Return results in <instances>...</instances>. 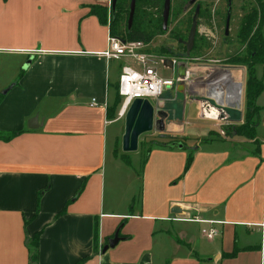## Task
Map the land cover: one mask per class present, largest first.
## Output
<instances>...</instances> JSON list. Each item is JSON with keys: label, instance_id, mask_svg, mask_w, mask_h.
Wrapping results in <instances>:
<instances>
[{"label": "crops", "instance_id": "1", "mask_svg": "<svg viewBox=\"0 0 264 264\" xmlns=\"http://www.w3.org/2000/svg\"><path fill=\"white\" fill-rule=\"evenodd\" d=\"M102 3L0 0V89L11 86L0 93V132H20L0 139V264H31L28 241L37 232L36 264H264V91L256 101L258 153L250 143L202 135L186 147L192 162L184 172L182 160L178 190L169 195L171 177L153 178L151 163L160 154L180 165L190 152L152 147L140 170L133 156L130 165L114 156L119 127H107L115 121L108 116V90L131 62L100 55L108 25L90 15L89 6ZM28 59L25 70L17 67ZM185 63V80L199 84L201 99L215 105L216 93L229 117H239L243 66ZM177 65L167 70L174 77ZM111 70L117 73L112 84ZM188 98L180 91L179 134L196 113ZM156 101L164 105L173 96ZM195 117L199 131L203 121L217 125ZM115 182L125 186L119 200ZM145 191L138 207L136 198ZM173 207L180 212L173 214ZM121 223L120 241L102 252ZM209 228L215 231L211 238L201 232ZM234 249L233 257L224 256Z\"/></svg>", "mask_w": 264, "mask_h": 264}, {"label": "rangeland", "instance_id": "2", "mask_svg": "<svg viewBox=\"0 0 264 264\" xmlns=\"http://www.w3.org/2000/svg\"><path fill=\"white\" fill-rule=\"evenodd\" d=\"M105 2L109 3L110 0H105ZM197 3L200 4V9L203 12V15L200 19H198V28L197 33L195 35V42L196 48L194 51H191L189 57L185 56V52L183 50V44L177 43L175 38H172L171 35L175 34L177 37L183 38V41H186L189 28H187V20L193 13L194 5L189 4L188 0H171V8H170V15L168 20L167 29L165 32L157 33L154 38L152 39V43L150 45V50L153 55L156 57H176L178 60L182 59L183 62L188 63H214V64H221L224 66H243L244 70L246 67L241 64H231V60L235 59L237 56H242L244 54V44H242L238 38V29L240 25L241 18L248 13L251 9L256 7L255 0H231L230 4V19H229V27H228V34L225 35V18L227 15L228 10V0H196ZM161 8V5H159ZM159 7L156 9H149L148 13L150 16L152 14V19H155L159 12ZM157 24V21L154 20ZM193 48V47H192ZM184 57V58H181ZM186 57V58H185ZM19 64L17 67L25 68L26 60H18ZM116 62V61H113ZM1 64V60H0ZM1 67V66H0ZM160 71V75L166 74V72L170 73V75L175 76L171 72L167 71L168 69H163L161 66L158 67ZM256 72L259 76L264 72L262 65L256 66ZM261 76V75H260ZM259 76V77H260ZM117 77L116 71H112L110 73V82L111 84L115 82ZM169 78V77H168ZM171 78V77H170ZM174 84H177V80H173ZM199 85V84H198ZM197 85V86H198ZM194 82L187 80L184 82V86L182 87V91L189 97L188 101L191 103L196 104L194 105L193 110H196L190 115L191 120H187L185 122V129L180 134L176 132L175 121H177V116L179 115V107L177 102L180 103V91L174 93V85L168 89H165L161 99H168L173 96V101L167 104H160L159 101L156 99H151L150 102L159 110L163 111L166 114V118L169 117L171 122H169V126H167L166 130L163 132H159L156 130H152L150 132L144 133L139 136L138 139V148L135 152L130 153H123L121 151V136L123 134L124 129V117L113 121L107 125L108 128L119 127V136L116 138V142L114 144L115 153L119 156L121 154H126L129 156H133L134 159V166L140 170L142 163L144 162L148 149H151L155 146H160L158 144H169L173 141L182 142L186 147L193 146L202 135H206L209 132L212 134L208 135L211 140H219L220 137H225L226 139H231L232 142L236 146H243L246 143L252 144V148L257 147L256 141H249L244 137L235 136V135H227L224 132V127L230 124H241L244 120V110L243 112L234 119V115H231L227 120H214L217 121V125L215 128H210L208 121H203V130L199 131L194 127L196 124L195 116L199 113L200 108V100L203 95L199 92H196L197 87ZM4 90L0 89V93ZM115 91L116 86L112 84L108 90V99L111 100V106H113L112 115L113 117H117V110L119 109L121 99L119 98L117 102L115 101ZM179 95V97H178ZM205 97V96H204ZM178 98V99H177ZM175 99V100H174ZM261 102V98L259 99ZM116 102V103H115ZM209 102V101H208ZM158 104V105H156ZM211 104V103H210ZM198 106V109H197ZM196 108V109H195ZM178 111V112H177ZM229 114V113H228ZM188 115V112H187ZM230 115V114H229ZM180 117V116H179ZM193 117V118H192ZM183 118V117H181ZM203 120H210V119H203ZM166 119H164V124ZM171 123V124H170ZM180 124V123H179ZM207 124V125H206ZM201 127H199L200 129ZM213 129H216L213 131ZM174 130V131H171ZM167 131V132H166ZM264 132V131H263ZM262 133V130H260ZM166 147L168 146H160ZM169 149H176V150H187L188 153L191 151L190 149L186 148H169ZM192 152V151H191ZM155 160L152 161L151 167H153L152 176L153 178L157 177L159 173H162L163 176L171 177L170 184H169V195H173L174 188H177L180 184V177H181V167H183V163L185 162L186 157L182 159L180 157V165L176 159H171L170 155H166V159H164L160 154L155 156ZM184 160V162H182ZM163 161V163H161ZM122 163H124L122 161ZM125 164V163H124ZM177 168H179L177 172ZM176 183V184H175ZM123 184V183H122ZM117 185L115 182V187H120L119 192L117 193V199H121L124 196V185ZM115 193V192H114ZM147 191H145L144 197L142 195L139 198H136V202L139 204L141 203L142 198L146 200ZM130 207V205H129ZM129 209V208H128ZM137 209V207H136ZM138 210V209H137Z\"/></svg>", "mask_w": 264, "mask_h": 264}, {"label": "trees", "instance_id": "3", "mask_svg": "<svg viewBox=\"0 0 264 264\" xmlns=\"http://www.w3.org/2000/svg\"><path fill=\"white\" fill-rule=\"evenodd\" d=\"M255 2L256 7L251 9L241 18L238 29L237 35L240 42L244 44V54L242 56H237L235 59L231 60V64H241L246 67L247 78L245 84L244 120L241 124L226 125L224 127V132L230 136H241L249 141L257 142L256 127L259 124L260 107L257 105L256 101L259 95L264 91V72H262L261 76L258 77L256 74V66L262 65L264 70V35L262 32L264 27V0H255ZM129 3L130 0H116L114 10L111 9L109 3L90 5L89 14L96 16L101 24L108 25L110 35L120 37L122 40H140L145 43H149L157 33H160V31L163 33L160 14L158 16L159 18L157 19H151L148 22H146L145 20L147 8L149 6L157 7L158 5V3L151 0H136L133 23L131 28L128 29L127 19L129 12ZM193 13H191V16L187 20V28H190ZM202 15L203 12L200 9L199 19L202 17ZM154 20L157 21V24L154 22ZM175 36V34L171 35V37ZM180 40H183L181 35ZM195 48L196 42L194 39V45L191 51H194ZM183 50L184 52H186L184 45ZM186 57L188 58L189 55ZM118 99V95L115 94V101L117 102ZM112 109L113 106L108 108L109 118H114L111 111ZM19 133L20 132H0V139L9 141ZM209 134L211 135L212 132H209ZM203 141L205 142L207 141V139H204ZM178 144H181L182 148H186V146L179 141H173L169 144L161 143L158 145L173 148ZM149 151L150 149H148L147 154L149 153ZM115 152L116 151L114 148V156L119 157V159L126 165H130V160L127 156H125L126 154H121L118 156ZM254 152L256 154L258 153V145ZM192 159L193 155L190 152L186 158L184 172L188 170ZM121 225L122 223L117 227L118 231L120 230ZM38 237L39 233L37 232L28 241L31 264H36L37 262ZM237 250L238 249H234L231 253L224 254V256L233 257L237 253ZM82 260L84 259H81L78 263H80Z\"/></svg>", "mask_w": 264, "mask_h": 264}, {"label": "water", "instance_id": "4", "mask_svg": "<svg viewBox=\"0 0 264 264\" xmlns=\"http://www.w3.org/2000/svg\"><path fill=\"white\" fill-rule=\"evenodd\" d=\"M189 4L195 6L194 13L192 15L191 25L189 28L188 36L186 41L180 40L185 46V54L189 55L193 45L195 35L197 33L198 28V19H199V11L200 5L196 2V0H188ZM135 3L136 0H130L129 3V12L127 19V27L131 28L135 13ZM116 4V0H110V7L114 10ZM230 4L231 0H228V10L225 21V35L228 34L229 27V19H230ZM170 14V0H164L163 11H162V31L165 32L168 25ZM124 41V40H123ZM31 62V59L26 61L25 70ZM163 66L173 69L172 61L169 58H165L162 61ZM186 63L182 62L177 65L176 68V77H177V91H182V87L184 86V82L186 79ZM11 86L5 88L1 93L6 94ZM210 111H214L217 114L218 120H227L228 113L225 110L218 109L213 104H210L207 100H200V108H199V118L201 119H210ZM164 119H166V114L157 109L148 99L144 98H135L130 103L128 109L126 110L124 116V129L123 134L121 136V151L123 153L135 152L138 148V139L139 136L150 132L152 130H156L159 132H163L165 129ZM31 122H36V117L30 120ZM37 125H31L30 122L28 127L36 128ZM176 148H182L181 144H178ZM173 214L179 213V207H173L171 209ZM120 236L118 235V230H116L111 238H108L107 243L103 246L102 252H105L109 248H113L119 241Z\"/></svg>", "mask_w": 264, "mask_h": 264}, {"label": "built area", "instance_id": "5", "mask_svg": "<svg viewBox=\"0 0 264 264\" xmlns=\"http://www.w3.org/2000/svg\"><path fill=\"white\" fill-rule=\"evenodd\" d=\"M150 43V42H149ZM140 40H122L120 37L108 35L107 48L100 52V55L106 60L121 61L128 60L131 63L121 67L117 78L115 93L121 99L119 109L117 110L118 120L125 116L126 110L135 98L158 99L162 96L165 89H169L174 84L175 77L164 78L160 75L158 67L173 70L180 63L176 57H169L172 61L173 69L163 66L162 61L165 57H156L151 53L148 45ZM135 64V65H134ZM177 80V79H176ZM95 99H92L91 105H95ZM196 221H200L195 219ZM202 234L211 238L215 231L211 228L203 229Z\"/></svg>", "mask_w": 264, "mask_h": 264}, {"label": "flooded vegetation", "instance_id": "6", "mask_svg": "<svg viewBox=\"0 0 264 264\" xmlns=\"http://www.w3.org/2000/svg\"><path fill=\"white\" fill-rule=\"evenodd\" d=\"M151 1L158 3V5H157V7L149 6V7L147 8L146 16H145V20H146V22H148L149 20L152 19V14H151V16H150V13H148V10H149V9H156V8L159 7V5H161V8L159 7V12H158V14H157L156 16H154V17L157 19V18H159L158 16H159V14H160V15H161V23H162V11H163L164 0H151ZM160 2H161V3H160ZM198 4H199V3H198ZM199 5H200V4H199ZM153 7H154V8H153ZM170 8H171V0H170ZM169 15H170V14H169ZM225 21H226V18H225ZM172 38H175L176 41H177V43H180V37L175 36V37H172ZM168 118H169V117H167V119H168Z\"/></svg>", "mask_w": 264, "mask_h": 264}, {"label": "bare ground", "instance_id": "7", "mask_svg": "<svg viewBox=\"0 0 264 264\" xmlns=\"http://www.w3.org/2000/svg\"><path fill=\"white\" fill-rule=\"evenodd\" d=\"M188 80V79H187ZM187 80H185V81H187ZM207 94V93H206ZM216 94V93H215ZM215 94H213V97H214V99L217 101V103L214 105L215 107H217L218 109H221V110H225L224 108H225V105L222 103V101H221V99H219L218 97H217V95H215ZM210 113V120H218L217 119V114L214 112V111H210L209 112ZM227 119H229V115H228V118Z\"/></svg>", "mask_w": 264, "mask_h": 264}]
</instances>
